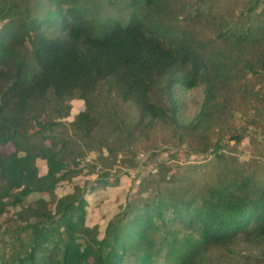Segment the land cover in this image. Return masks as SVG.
Returning a JSON list of instances; mask_svg holds the SVG:
<instances>
[{
    "label": "trees",
    "instance_id": "trees-1",
    "mask_svg": "<svg viewBox=\"0 0 264 264\" xmlns=\"http://www.w3.org/2000/svg\"><path fill=\"white\" fill-rule=\"evenodd\" d=\"M224 1L232 11L221 0H0V215L16 207L19 221L2 264H199V249L237 236L264 244V183L234 166L199 186L176 172L146 196L138 189L103 226L86 224L89 195L116 178L53 192L80 162L59 130L73 99L83 108L70 130L110 133L108 150L159 123L188 154L218 163L224 140L246 135L229 132L234 113L264 131V0ZM193 91L196 111L181 123L175 95Z\"/></svg>",
    "mask_w": 264,
    "mask_h": 264
},
{
    "label": "rangeland",
    "instance_id": "rangeland-1",
    "mask_svg": "<svg viewBox=\"0 0 264 264\" xmlns=\"http://www.w3.org/2000/svg\"><path fill=\"white\" fill-rule=\"evenodd\" d=\"M221 5L225 12L231 7L224 0H221ZM108 13L115 15V11L108 10ZM197 93L198 91H193L175 95L180 103L178 119L181 123L188 122L194 115ZM64 106L69 110L68 116L63 119L64 128L59 130L70 135L71 139L75 141L76 149L73 150L72 156L80 162L74 169V175L69 176V180L61 181L53 191L54 194L56 196L63 194L74 182L81 186L101 173H105L109 181L113 178L118 180L116 185L98 188L95 193L89 195L90 204L86 217L88 226H103L113 212L122 207L127 197L138 192V189H140V196H146L154 191L158 185L164 187L168 183L165 182L164 178L174 175L176 172L181 179L192 182L195 184L194 186H199L211 181L219 173L218 166H222L224 171L234 166L233 169L240 176L251 178V182L259 180L264 183V131L262 128L261 130L256 129L253 125H248L245 128L246 124L243 117H239L238 112L234 113L230 120L231 124H228L227 127L231 133L243 132L244 134L243 130L245 129L246 135H241L239 140L235 142L225 139L220 150L225 159H220L216 163V159L212 156L188 154L185 144L172 139L168 128L159 123L153 124L150 129L135 138L128 149L124 145L115 146L111 150L105 149L106 145L113 146L110 133L106 136L95 134L91 139L84 140L76 137L67 125L74 114L83 108L82 101L73 99L64 102ZM121 109L126 110V108L118 106L117 111L120 112ZM244 118L246 119V116ZM37 119L43 123L46 122L42 113V106H40ZM33 130L35 127L32 125L30 131ZM34 138L38 140V136ZM107 138L109 140H106ZM7 149L11 150V146L7 145ZM133 153L134 156L131 155ZM226 158H233L235 161H227ZM35 164L38 173H43L45 170L44 161L37 159ZM191 165H197V170L189 169ZM161 166H163V171L160 173L158 170ZM35 198L36 195L34 194L24 198L22 205L29 204ZM15 208H8L0 215V264L4 262L13 245L19 244V241L14 238L13 232L19 223L13 217ZM178 238L177 248L182 250L186 246L189 236L186 232H181ZM160 254L157 261L163 260L160 258ZM198 263L264 264V244L260 245L237 236L229 241L226 246H208L199 249Z\"/></svg>",
    "mask_w": 264,
    "mask_h": 264
}]
</instances>
